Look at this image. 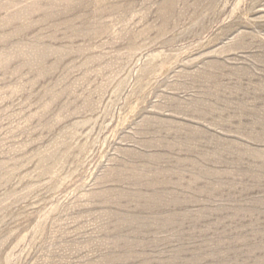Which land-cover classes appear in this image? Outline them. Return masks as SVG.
I'll return each mask as SVG.
<instances>
[{
	"label": "rangeland",
	"instance_id": "374dc122",
	"mask_svg": "<svg viewBox=\"0 0 264 264\" xmlns=\"http://www.w3.org/2000/svg\"><path fill=\"white\" fill-rule=\"evenodd\" d=\"M0 264H264V0H0Z\"/></svg>",
	"mask_w": 264,
	"mask_h": 264
}]
</instances>
